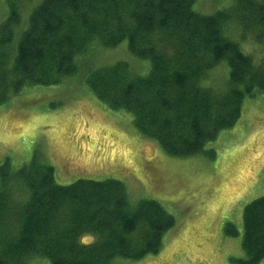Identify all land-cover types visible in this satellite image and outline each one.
Wrapping results in <instances>:
<instances>
[{
    "label": "trees",
    "instance_id": "1",
    "mask_svg": "<svg viewBox=\"0 0 264 264\" xmlns=\"http://www.w3.org/2000/svg\"><path fill=\"white\" fill-rule=\"evenodd\" d=\"M3 4L0 105L25 86L60 84L77 72L76 56L124 41L130 54L150 62L148 74L137 75L127 63L117 62L89 68L85 83L109 109L129 112L135 130L172 157L204 152L213 157L212 150L204 151L206 144L235 125L244 99L264 96V59L255 63L238 41L246 33L264 41V0H225L211 15L194 9L201 0ZM223 62L227 74L212 83L209 73ZM242 221L244 258L231 263L260 264L264 195L245 205ZM174 225L154 200L131 204L118 180L59 185L54 168L36 155L15 171L8 160L0 165V264L136 261L158 253L163 235ZM224 233L238 235L230 223ZM83 235L94 241L81 243Z\"/></svg>",
    "mask_w": 264,
    "mask_h": 264
},
{
    "label": "rangeland",
    "instance_id": "2",
    "mask_svg": "<svg viewBox=\"0 0 264 264\" xmlns=\"http://www.w3.org/2000/svg\"><path fill=\"white\" fill-rule=\"evenodd\" d=\"M3 2L0 22L7 16ZM201 3L194 9L211 15L223 8L225 0ZM238 41L255 63L264 59V41L249 33ZM75 62L77 72L60 84L25 86L0 105V165L8 160L15 171L36 155L54 168L59 185L114 179L124 185L131 204L158 202L175 220L158 253L136 261L116 259L114 264H232L231 260L244 258L243 209L264 195V96L255 93L244 99L235 125L206 144L204 151L212 150L213 157L204 152L177 158L141 136L129 112L111 110L99 101L84 80L89 68L117 62L145 76L148 60L130 54L124 41L78 55ZM227 72L223 62L208 80L220 83ZM227 223L238 231L235 238L225 235ZM93 241L91 235L81 237L83 244Z\"/></svg>",
    "mask_w": 264,
    "mask_h": 264
},
{
    "label": "crops",
    "instance_id": "3",
    "mask_svg": "<svg viewBox=\"0 0 264 264\" xmlns=\"http://www.w3.org/2000/svg\"><path fill=\"white\" fill-rule=\"evenodd\" d=\"M235 238V237H234Z\"/></svg>",
    "mask_w": 264,
    "mask_h": 264
}]
</instances>
